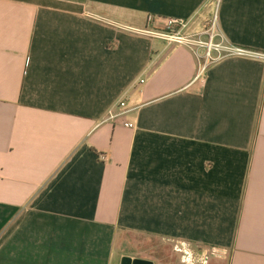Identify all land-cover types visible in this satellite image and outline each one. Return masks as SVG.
I'll list each match as a JSON object with an SVG mask.
<instances>
[{
  "label": "crops",
  "instance_id": "obj_1",
  "mask_svg": "<svg viewBox=\"0 0 264 264\" xmlns=\"http://www.w3.org/2000/svg\"><path fill=\"white\" fill-rule=\"evenodd\" d=\"M210 2L0 0V264H173L151 240L264 264V60L196 79L191 49L133 31ZM217 22L264 55V0H220Z\"/></svg>",
  "mask_w": 264,
  "mask_h": 264
},
{
  "label": "built area",
  "instance_id": "obj_2",
  "mask_svg": "<svg viewBox=\"0 0 264 264\" xmlns=\"http://www.w3.org/2000/svg\"><path fill=\"white\" fill-rule=\"evenodd\" d=\"M219 1L217 0V8L214 15V21L212 23V27L208 30L206 34V40H202L201 38L192 39L190 37L182 36L179 33L176 35H168L162 33H154L148 30H133L137 34L147 36L150 38H156L163 41H166L169 44L178 45V46H185L191 51H193L195 57L198 61V72L196 79H198L206 70V68L213 64L214 62L221 60L226 57H241V58H251V59H258L264 60V55L253 52L250 50L237 48L234 46L229 45L221 36L219 29H218V22H217V12L219 7ZM167 28H172L174 26L184 27L186 26L187 22L179 21V20H167ZM216 37L220 38V42L216 43ZM227 51L226 56H222L221 53ZM217 54L216 57H213L214 54ZM125 103L121 102L119 108H124ZM126 111L121 112L120 114H125ZM110 117H115L112 112L109 114ZM128 128H133L132 124H126Z\"/></svg>",
  "mask_w": 264,
  "mask_h": 264
},
{
  "label": "rangeland",
  "instance_id": "obj_3",
  "mask_svg": "<svg viewBox=\"0 0 264 264\" xmlns=\"http://www.w3.org/2000/svg\"><path fill=\"white\" fill-rule=\"evenodd\" d=\"M217 6V0H211L209 5V11H207L206 14L199 13L195 18H193L191 21L186 23V26L180 27V26H174L172 28H167L166 22L161 21H152L149 20L144 28H141L140 30H148L150 32L154 33H162V34H168V35H176L180 34L182 36L190 37L192 39L201 38L202 40H206V32L211 29L212 23L214 21V15L216 12ZM95 17H101V16H95ZM216 43L220 42V38L216 37L215 39ZM228 53L227 51L222 52V56H226ZM216 53L213 55V57H216ZM123 242L130 243L126 247V251L128 252H134L136 251V248L133 246H142L143 240L140 238H134L131 236H125V238H122ZM151 247H158L159 250L162 252V257H164L166 262H172L173 264H178L177 257L172 256V250L173 246L171 243H164L159 240H151L147 242ZM171 252V253H170Z\"/></svg>",
  "mask_w": 264,
  "mask_h": 264
},
{
  "label": "water",
  "instance_id": "obj_4",
  "mask_svg": "<svg viewBox=\"0 0 264 264\" xmlns=\"http://www.w3.org/2000/svg\"><path fill=\"white\" fill-rule=\"evenodd\" d=\"M120 264H152L149 261L141 260V259H132L130 257L124 256L121 259Z\"/></svg>",
  "mask_w": 264,
  "mask_h": 264
}]
</instances>
